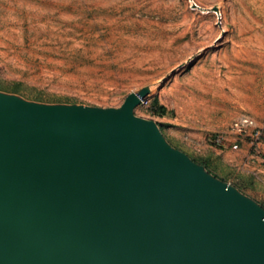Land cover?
Segmentation results:
<instances>
[{
    "label": "rangeland",
    "instance_id": "374dc122",
    "mask_svg": "<svg viewBox=\"0 0 264 264\" xmlns=\"http://www.w3.org/2000/svg\"><path fill=\"white\" fill-rule=\"evenodd\" d=\"M144 88L134 115L264 220V174L246 145H213L242 116L264 126V0H0V99L121 109ZM52 229L43 203L0 189V246L38 249Z\"/></svg>",
    "mask_w": 264,
    "mask_h": 264
},
{
    "label": "water",
    "instance_id": "95a60500",
    "mask_svg": "<svg viewBox=\"0 0 264 264\" xmlns=\"http://www.w3.org/2000/svg\"><path fill=\"white\" fill-rule=\"evenodd\" d=\"M149 94L121 109L0 99V189L53 221L43 247L0 246V264H264V220L134 115Z\"/></svg>",
    "mask_w": 264,
    "mask_h": 264
},
{
    "label": "built area",
    "instance_id": "2783aa9c",
    "mask_svg": "<svg viewBox=\"0 0 264 264\" xmlns=\"http://www.w3.org/2000/svg\"><path fill=\"white\" fill-rule=\"evenodd\" d=\"M213 145L236 153L242 151L243 145L248 146V161L257 164L258 172L264 174V126L258 125L253 118L242 116L235 120L226 134L214 138Z\"/></svg>",
    "mask_w": 264,
    "mask_h": 264
},
{
    "label": "trees",
    "instance_id": "16d2710c",
    "mask_svg": "<svg viewBox=\"0 0 264 264\" xmlns=\"http://www.w3.org/2000/svg\"><path fill=\"white\" fill-rule=\"evenodd\" d=\"M153 113L157 116H164L166 113V109L164 107L156 108L153 110Z\"/></svg>",
    "mask_w": 264,
    "mask_h": 264
},
{
    "label": "crops",
    "instance_id": "0c3cea01",
    "mask_svg": "<svg viewBox=\"0 0 264 264\" xmlns=\"http://www.w3.org/2000/svg\"><path fill=\"white\" fill-rule=\"evenodd\" d=\"M244 153H245V155L248 154V146H245V147H244ZM247 156H248V155H247Z\"/></svg>",
    "mask_w": 264,
    "mask_h": 264
}]
</instances>
